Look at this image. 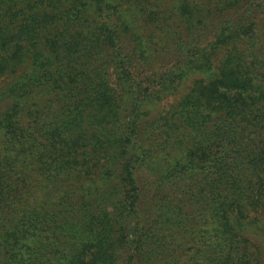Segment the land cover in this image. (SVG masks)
Wrapping results in <instances>:
<instances>
[{"label":"trees","instance_id":"trees-1","mask_svg":"<svg viewBox=\"0 0 264 264\" xmlns=\"http://www.w3.org/2000/svg\"><path fill=\"white\" fill-rule=\"evenodd\" d=\"M0 264H264V0H0Z\"/></svg>","mask_w":264,"mask_h":264}]
</instances>
